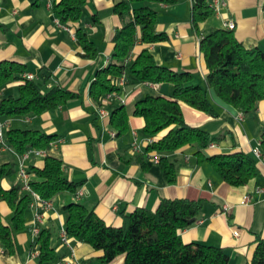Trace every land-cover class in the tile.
I'll list each match as a JSON object with an SVG mask.
<instances>
[{"label": "crops", "instance_id": "obj_1", "mask_svg": "<svg viewBox=\"0 0 264 264\" xmlns=\"http://www.w3.org/2000/svg\"><path fill=\"white\" fill-rule=\"evenodd\" d=\"M117 1L86 0L79 21L63 24L57 23L51 11L52 0H0V62L11 60L23 64L22 77L37 82L42 92L60 86L76 94L63 105L38 115L0 119L5 123L4 131L37 129L53 135L55 139L44 154L31 153L22 163L27 169L42 168L44 157L52 156L61 161L65 178L77 185L75 192L57 193L47 209L30 201L24 212L23 229L12 233L10 246L0 241V264H74L70 260L71 249L75 259L99 264L100 251L68 236L67 243L61 241L66 220L64 206L81 203L107 225L119 226L123 215L136 208L153 211L163 198L201 202L196 221L179 232L183 243L221 247L229 258L227 264H247L256 239L264 240V156L257 157L253 152L260 151L264 100L249 114H242L220 101L211 88L207 89V96L214 114L180 102L184 122L200 127L210 136L213 146L206 147V156L241 151L255 158L257 171L245 185L231 186L217 175L209 161H198L196 146L185 145L168 156L175 166L174 181L168 183L154 161L157 154L145 151L150 137L142 133L143 118L132 115L131 110L135 101L147 94L170 98L171 84L125 83L117 93L102 98L100 104L89 94L96 72L112 62L111 39L122 25L112 10ZM207 1L209 5L213 2ZM220 1L223 5L218 11H213L197 28L191 22L190 0L150 4L157 12L155 31L166 38L149 45L137 41L126 64L147 48L158 65L187 72L191 75V84L205 87L207 69L199 48L200 39L213 29H226L227 21L234 23L233 34L244 47L264 52V0ZM62 24L70 31L63 29ZM77 28L93 42L94 58L83 56L75 35ZM18 84V81H9L2 85L0 99L17 97ZM121 105L128 110V126L124 133L117 134L110 124V113ZM98 109L105 110L107 116L101 117ZM133 143L136 150L132 149ZM20 161V154L7 144H0V166L14 164V172L0 180L3 189L20 185L16 173ZM78 192L81 194L77 195ZM248 194L250 201L241 204ZM224 206L228 209L224 210ZM35 214H40L39 222L34 221ZM0 216L2 224L11 227L12 210L4 200H0ZM35 225L39 232L41 229L50 232L52 261L39 260L37 235L32 233ZM234 230L237 236L233 235ZM123 263L124 254H120L106 264Z\"/></svg>", "mask_w": 264, "mask_h": 264}, {"label": "trees", "instance_id": "obj_2", "mask_svg": "<svg viewBox=\"0 0 264 264\" xmlns=\"http://www.w3.org/2000/svg\"><path fill=\"white\" fill-rule=\"evenodd\" d=\"M174 0H119L113 12L121 21L112 36V62L98 70L89 87L91 98L98 104L108 94L117 93L120 87L115 80L123 73L126 84L170 83V98L145 95L137 99L131 110L134 116L144 120L142 133L156 137L145 148L159 155L158 164L164 179L171 183L175 178L174 162L169 155L185 145L196 146L198 161L207 160L217 175L231 186H243L256 174L255 158L241 151L206 156L204 150L211 139L200 127L186 124L182 118L180 102L197 110L214 114V107L207 96L211 88L220 101L242 114L252 113L257 103L264 100V52L258 48H246L232 30L213 29L201 37L199 48L203 54L207 76L205 87L191 84V75L176 72L158 65L147 48L126 64V59L139 41L153 44L166 38L155 31L157 12L150 4L172 3ZM86 0H52L51 11L65 23H75L81 18ZM134 4H138L134 7ZM213 13L207 0L191 1V22L194 28ZM75 35L83 56L94 58L96 49L84 31L77 28ZM24 65L16 61L0 62V87L9 81H18V96L0 99V119L15 116L38 115L55 109L76 94L54 86L42 92L37 82L22 77ZM46 78V77H45ZM128 110L124 105L112 109L110 124L117 134L127 129ZM167 132L157 137L158 134ZM53 135L37 129H10L4 132V142L17 154L28 149L48 150ZM260 151L264 156V131L260 136ZM33 175L29 185L42 199L51 200L61 191H76V184L63 175L61 161L52 156L44 157L42 168L27 169ZM14 172V164L0 166V180ZM18 185L7 190L0 185V200L12 210L11 227L4 226L0 216V241L10 246L12 233L23 229L24 212L31 201L28 194H20ZM66 220L64 231L68 237L100 251L99 264H106L117 255L124 254L123 264H227L228 256L223 248L202 243H183L179 232L190 227L201 210V202L186 198L161 199L155 210L136 208L122 216L119 226L107 225L93 210L73 202L64 206ZM50 232L41 229L36 242L40 262L54 259L50 246ZM247 264H264V240L257 238L253 255Z\"/></svg>", "mask_w": 264, "mask_h": 264}, {"label": "built area", "instance_id": "obj_3", "mask_svg": "<svg viewBox=\"0 0 264 264\" xmlns=\"http://www.w3.org/2000/svg\"><path fill=\"white\" fill-rule=\"evenodd\" d=\"M190 1H192V0H190ZM220 5H223V3L220 0H213L212 4L210 6H211V8L213 9L214 12H217ZM57 23H59L58 19H57ZM61 26L63 27V29L70 31V29H68L67 26H65L63 24ZM225 28L229 29V30H232L234 28V23L232 21H227V23H225ZM115 83H116L117 86L122 87L126 83L125 74L123 73L121 76H119L115 80ZM106 97H109V94L106 95ZM98 114L101 117L107 116V112L105 110H103V109H98ZM4 125H5V123L0 121V144L1 145H5L6 144L4 142V132H5L4 131ZM147 141H148V144H150V143L153 142V138L150 137ZM209 146L212 147L213 144L209 143ZM132 149L136 150V144L135 143H133ZM44 152H45V150L28 149V150L24 151L23 153H21L20 154L21 161H20V163H19V165L17 167V172L16 173H17L18 180L20 182V185H19L20 191H25L31 197L32 202L38 203L42 209H47L48 207H50V200L42 199L37 192L32 190V188L29 185V182H30V180L32 178V175H31V173H29L27 171V168H25V166L22 163V160L26 159L28 157V155L31 154V153L36 154V155H38V154L40 155V154H44ZM253 152H254V154L257 157L261 156V152L258 149H254ZM158 160H159V156L155 155L154 156V161L158 163ZM80 194H81L80 192L77 193V195H80ZM249 201H250V195L248 194V195H245L242 198L241 204H245V203H247ZM223 208H224V210L228 209V207H225V206ZM34 221L35 222H39L40 221V214H35ZM32 233H33L34 236L39 234V228L36 225H35V227H33ZM233 235L237 236L238 235L237 231L234 230L233 231ZM60 239H61V241L63 243H67V241H66L67 240V235L65 234L64 230L61 232ZM70 260L73 261L74 264H87V263H85L83 261H79V260L75 259L72 249H71Z\"/></svg>", "mask_w": 264, "mask_h": 264}]
</instances>
